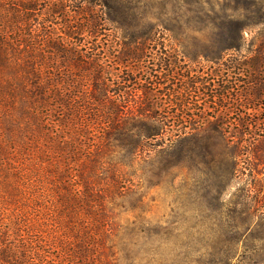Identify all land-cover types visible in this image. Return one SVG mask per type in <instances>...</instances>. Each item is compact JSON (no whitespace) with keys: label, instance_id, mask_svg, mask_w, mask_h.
Segmentation results:
<instances>
[{"label":"trees","instance_id":"obj_1","mask_svg":"<svg viewBox=\"0 0 264 264\" xmlns=\"http://www.w3.org/2000/svg\"><path fill=\"white\" fill-rule=\"evenodd\" d=\"M128 3L0 0V264H105L134 166L166 142L223 119L240 123L235 149L257 155L264 4L210 19L211 73L155 47L144 55L173 29L158 20L133 34ZM110 25L124 34H106ZM236 152L226 177L238 173Z\"/></svg>","mask_w":264,"mask_h":264},{"label":"rangeland","instance_id":"obj_2","mask_svg":"<svg viewBox=\"0 0 264 264\" xmlns=\"http://www.w3.org/2000/svg\"><path fill=\"white\" fill-rule=\"evenodd\" d=\"M107 1L117 6L119 0ZM127 1L128 12L139 19L133 34L147 31L148 24L158 20L173 29L150 44L144 55L155 47L153 53L165 51L189 69L213 67L212 73L215 67L207 61L212 52L209 21L240 14L243 0ZM109 27L106 34H124ZM261 99L257 110L263 116L264 96ZM197 106L207 111L209 103ZM217 122L220 128L211 122L170 149L166 142L134 166L135 186L120 199L114 218L116 253L106 256L105 264H264V139L256 157H247L234 145L240 123ZM233 151L239 155L238 173L229 178L222 169L225 154Z\"/></svg>","mask_w":264,"mask_h":264}]
</instances>
